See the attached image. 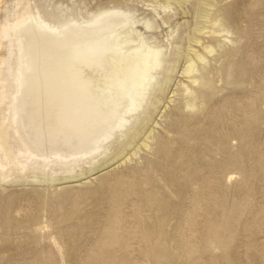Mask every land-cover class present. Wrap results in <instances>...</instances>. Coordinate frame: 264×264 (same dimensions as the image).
I'll use <instances>...</instances> for the list:
<instances>
[{
    "label": "rangeland",
    "instance_id": "obj_1",
    "mask_svg": "<svg viewBox=\"0 0 264 264\" xmlns=\"http://www.w3.org/2000/svg\"><path fill=\"white\" fill-rule=\"evenodd\" d=\"M112 12L138 45L113 38L121 27L93 45L156 53L140 110L122 138L110 133L103 155L75 165L18 156L7 137L0 264H264V0H0V68L11 90L0 94V123L20 94V26L64 35ZM189 58L194 75L183 72ZM161 241L162 258L152 252Z\"/></svg>",
    "mask_w": 264,
    "mask_h": 264
},
{
    "label": "bare ground",
    "instance_id": "obj_2",
    "mask_svg": "<svg viewBox=\"0 0 264 264\" xmlns=\"http://www.w3.org/2000/svg\"><path fill=\"white\" fill-rule=\"evenodd\" d=\"M123 22L124 19L118 13L112 12L89 25L71 24L63 28L64 35L45 25L37 27L33 22L18 28L26 55L22 60L18 81L20 94L17 95L16 106L6 109L11 116L7 125L0 123V147L5 152L8 147L7 137H10L18 156L42 161L54 158L61 163L69 162L75 165L82 158L93 160L96 156L103 155L111 143V132H118L121 138L125 135L128 118H133L140 110L142 91L148 85V72L150 73L149 70L155 64L156 53L143 46L126 54L117 53L114 40L112 45L108 43L110 40L106 39L97 46L93 45L92 41L98 36L111 34L117 27L122 29L119 33L115 32L113 38L125 36L129 40L127 43L134 42L138 45L137 38L130 39V36L134 35L133 27L122 25ZM204 49L209 55L214 50L212 47ZM194 55L197 61L205 63L203 56L196 53ZM106 57L111 59L112 66L107 64ZM186 63L184 74H196L194 61L189 58ZM85 74L99 75V79H94L92 83L96 76H92L90 80ZM199 77L201 80V75ZM189 78L192 84L198 86V78ZM188 81L190 83V80ZM0 82V94L5 95L7 99L11 90L1 68ZM185 88L187 93L190 92L187 86ZM98 93L102 94L105 100L103 106L96 100L95 94ZM190 96L193 97V94L190 93ZM1 103L3 99H0ZM194 104L191 100L187 108L192 109ZM13 120H16V123ZM16 127L21 137L16 134ZM163 214L162 212L161 215ZM162 234L164 235L160 232V238ZM163 243L164 241H161L159 247L153 248L155 256L159 257L162 251H165Z\"/></svg>",
    "mask_w": 264,
    "mask_h": 264
}]
</instances>
